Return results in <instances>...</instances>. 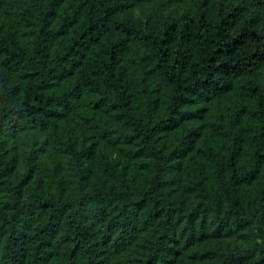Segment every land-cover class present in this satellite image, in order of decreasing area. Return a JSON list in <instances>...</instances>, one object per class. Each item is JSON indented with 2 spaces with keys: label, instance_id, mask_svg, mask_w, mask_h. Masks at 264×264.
I'll return each mask as SVG.
<instances>
[{
  "label": "trees",
  "instance_id": "trees-1",
  "mask_svg": "<svg viewBox=\"0 0 264 264\" xmlns=\"http://www.w3.org/2000/svg\"><path fill=\"white\" fill-rule=\"evenodd\" d=\"M0 264H264V0H0Z\"/></svg>",
  "mask_w": 264,
  "mask_h": 264
},
{
  "label": "rangeland",
  "instance_id": "rangeland-1",
  "mask_svg": "<svg viewBox=\"0 0 264 264\" xmlns=\"http://www.w3.org/2000/svg\"><path fill=\"white\" fill-rule=\"evenodd\" d=\"M19 171H20V173H23L24 172V166L22 165V163L20 164Z\"/></svg>",
  "mask_w": 264,
  "mask_h": 264
}]
</instances>
